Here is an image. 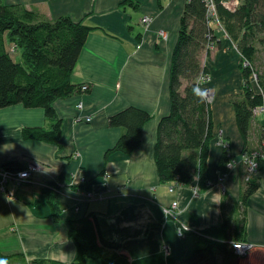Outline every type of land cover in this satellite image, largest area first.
I'll use <instances>...</instances> for the list:
<instances>
[{
    "label": "crops",
    "instance_id": "obj_1",
    "mask_svg": "<svg viewBox=\"0 0 264 264\" xmlns=\"http://www.w3.org/2000/svg\"><path fill=\"white\" fill-rule=\"evenodd\" d=\"M2 1L35 7L50 19L66 15L91 30L70 77L73 83L88 84L89 91L53 103L62 121L58 144L22 137L24 126H47L43 108L19 103L0 108V170L13 159L41 168L31 176L35 183L17 187V196L0 190V254L70 262L76 246L67 236L65 221L90 212L99 243L125 251L130 264H184L185 245L176 232L178 223L191 230L202 229L220 223L224 212L241 208L242 140L230 102L244 82L236 45L223 29L214 26V47L200 53L209 75L201 88L212 91L208 101L214 136L206 161L208 186L194 192L193 185L198 186L194 181L169 191L174 183L159 180L153 146L158 121L170 109L171 54L187 0ZM144 15L151 17L147 25L140 21ZM7 48L13 51V45ZM251 82L259 91L257 83ZM78 102L82 109L77 108ZM129 105L150 114L142 126L140 143L129 154L112 153L105 159V151L124 131L109 126L108 116ZM85 115L91 119H82ZM254 119L258 124L264 122L261 115ZM225 143L231 164L221 174L217 163ZM73 176L84 181L74 187L69 184ZM252 176L259 180L246 206L245 241L252 247L237 264H264V167ZM49 180L57 181L58 221L46 197L37 191L38 185ZM175 200L177 206L172 208ZM170 209L172 215H167ZM87 264L100 262L88 258Z\"/></svg>",
    "mask_w": 264,
    "mask_h": 264
},
{
    "label": "trees",
    "instance_id": "obj_2",
    "mask_svg": "<svg viewBox=\"0 0 264 264\" xmlns=\"http://www.w3.org/2000/svg\"><path fill=\"white\" fill-rule=\"evenodd\" d=\"M213 1L221 29L241 54L239 66L244 82L242 90L230 96V102L242 140V153L261 152L256 157L258 171L264 167V122H255L253 108L264 104V72H259L253 62L258 46L264 51V0H238L234 9L223 4L227 0ZM126 2L131 3V0ZM90 30V26L69 16L50 19L35 7L28 8L22 3L6 4L0 0V108L18 103L26 108L41 107L47 120L46 127L24 126L21 130L24 139L58 144L62 121L54 109V101L86 93L90 89L88 85L82 90V84L73 83L70 79ZM216 39L206 2L187 0L171 54L170 109L158 121L153 146L161 182L189 185L195 181L199 188L208 186L206 161L214 136L213 119L210 102L198 77L207 75L200 62V53ZM8 44L13 45V51L7 48ZM244 61L247 64H243ZM252 75L256 77L259 91L253 88ZM194 89H200L203 95H196ZM149 118L146 110L133 105L110 114L108 125L123 127L124 131L105 151V159L112 153L129 154L135 150L140 143L142 126ZM230 158L228 145L223 146L217 163L221 174L228 171ZM26 166L24 162L13 159L6 161L2 169L15 174ZM241 166L244 172L239 198L241 208L224 212L218 224L185 231L180 237L185 245L181 259L184 264L238 263L240 256L233 243L246 240L247 199L259 187L257 178L250 176L245 179L246 168L243 163ZM58 177L62 178L61 173ZM22 183L35 182L30 177ZM37 191L46 197L51 215L58 221L57 181L49 180L38 185ZM65 224L67 236L74 240L76 246L72 261L26 259L24 254L15 253L0 254V264H87L88 258L98 259L100 264H130L125 251L110 250L99 243L90 212L80 218L68 219Z\"/></svg>",
    "mask_w": 264,
    "mask_h": 264
},
{
    "label": "built area",
    "instance_id": "obj_3",
    "mask_svg": "<svg viewBox=\"0 0 264 264\" xmlns=\"http://www.w3.org/2000/svg\"><path fill=\"white\" fill-rule=\"evenodd\" d=\"M204 1L206 2V5H207V14H208V17L210 19V24L212 26L216 25L217 27H220V22L218 20L217 14H216L214 1L213 0H204ZM238 3H239L238 0H227V1L223 2V4L227 8H230V9H234L238 5ZM150 20H151V17L149 15H144L140 19L141 23H143L145 25H147L150 22ZM160 33L162 34L163 37H165L164 32L161 31ZM213 44L214 43H210L208 45V47L213 45ZM244 64H247V62L244 61ZM208 79H209V77L207 75H201L198 77V82L203 83V82L207 81ZM87 88H88V84H82L81 85L82 90H85ZM209 93H210L209 89L204 90V95L206 96L207 99H209V97H208ZM82 106H83L82 102L77 103L78 109H82ZM253 114H254V116L261 115V116H263V119H264V104L254 107L253 108ZM82 119H84L85 121H89L91 119V117L88 115H85ZM227 145H228L227 143L224 144V146H227ZM260 154H261V152L259 150H255V151L250 152V153H241L240 162L243 163L245 165V168H246L245 179H248L250 176H252L257 171L256 157L259 156ZM230 164L231 163L229 162L228 166H230ZM40 169L41 168H40L39 164H37V163H29L25 169L18 171L15 174L10 172V171L1 169L0 170V176H1L0 177V190L2 192H5L6 194H8L10 196H14L18 185H20V183L23 180L30 178L34 172L40 171ZM83 181H84L83 177L76 178L75 176H73L71 178V180L69 181V184L70 185L79 184L80 182H83ZM176 186H177L176 184L170 185L169 191H174ZM198 188L199 187L197 185H194L193 191L197 192ZM176 206H177V200L173 201L172 208H175ZM171 209L166 210L167 215H169V214L172 215ZM185 226L186 225L182 224V223H178L176 225V232H177V235L179 237L183 236L184 232L187 231V230H183L185 228ZM187 229L190 230L188 227H187ZM181 232H182V234H178ZM164 247H165V245H164ZM233 247L235 249V252L239 256H245L249 252V250L251 249L252 244L247 242V241H240V242L233 243Z\"/></svg>",
    "mask_w": 264,
    "mask_h": 264
},
{
    "label": "rangeland",
    "instance_id": "obj_4",
    "mask_svg": "<svg viewBox=\"0 0 264 264\" xmlns=\"http://www.w3.org/2000/svg\"><path fill=\"white\" fill-rule=\"evenodd\" d=\"M215 27H217L216 25H215ZM218 28H221V26L220 27H218ZM214 47V44L213 45H211V46H209L207 49H211V48H213ZM259 47V50H258V52H257V55H256V59H255V61L253 62V65H254V67H256L257 69H258V71L260 72H264V51L262 50V48L260 47V46H258ZM243 64H244V62H243ZM207 76L209 77V75H208V73H207ZM255 75H252L251 76V80L253 81V83L254 84H256V77H254ZM210 90V93L208 94V97L210 98L211 97V93H212V91H211V89H209ZM263 117V116H262ZM257 172V171H256ZM255 172V173H256ZM254 173V174H255ZM23 183L21 182L20 183V185H22ZM20 185H18V186H20ZM194 186V185H193Z\"/></svg>",
    "mask_w": 264,
    "mask_h": 264
},
{
    "label": "clouds",
    "instance_id": "obj_5",
    "mask_svg": "<svg viewBox=\"0 0 264 264\" xmlns=\"http://www.w3.org/2000/svg\"><path fill=\"white\" fill-rule=\"evenodd\" d=\"M194 92H195L196 95H198V96H202V95H203V93L201 92L200 89H194ZM183 230H188V229H187V227L185 226V228H184ZM178 234H182V232H181V233H178Z\"/></svg>",
    "mask_w": 264,
    "mask_h": 264
}]
</instances>
